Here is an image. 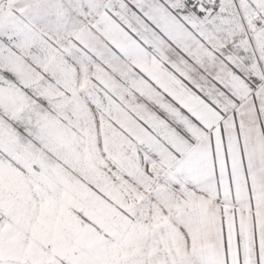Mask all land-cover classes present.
I'll use <instances>...</instances> for the list:
<instances>
[{
  "label": "snow or ice",
  "instance_id": "6c2138e0",
  "mask_svg": "<svg viewBox=\"0 0 264 264\" xmlns=\"http://www.w3.org/2000/svg\"><path fill=\"white\" fill-rule=\"evenodd\" d=\"M0 264H264V0H0Z\"/></svg>",
  "mask_w": 264,
  "mask_h": 264
}]
</instances>
